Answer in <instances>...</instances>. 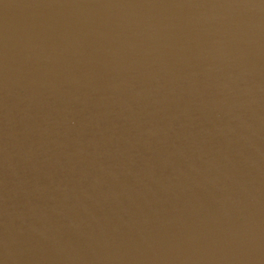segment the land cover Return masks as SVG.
Wrapping results in <instances>:
<instances>
[{
  "label": "water",
  "instance_id": "1",
  "mask_svg": "<svg viewBox=\"0 0 264 264\" xmlns=\"http://www.w3.org/2000/svg\"><path fill=\"white\" fill-rule=\"evenodd\" d=\"M0 264H264V0H0Z\"/></svg>",
  "mask_w": 264,
  "mask_h": 264
}]
</instances>
